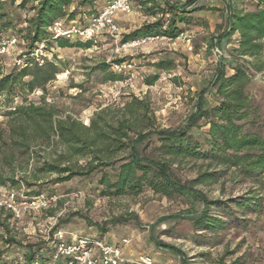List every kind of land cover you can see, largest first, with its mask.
<instances>
[{"label": "rangeland", "instance_id": "rangeland-1", "mask_svg": "<svg viewBox=\"0 0 264 264\" xmlns=\"http://www.w3.org/2000/svg\"><path fill=\"white\" fill-rule=\"evenodd\" d=\"M108 1L97 0L94 5L96 14ZM169 1L181 4L185 0ZM233 1L237 9L245 11L253 10L256 3V0ZM227 2L231 0H198L192 8L203 7V10L190 14L191 24L177 25L180 30L178 37H164L155 43L138 49H126L118 54L114 53L113 42L105 35L94 38L90 49L59 48L52 43L49 46L50 61L60 62L61 71L54 81L46 85L45 101L63 114H69L78 121L88 120L89 123L93 114L100 110H107L109 119L118 116L123 105L134 97L148 106L154 128H181L194 112L196 99L202 90L206 91L204 99L209 104L215 102L207 92L221 60L231 58L235 42L233 36L217 42L225 29ZM18 3L0 0V33L3 36L14 35L22 41L20 30L25 28V21L33 13L29 7L18 8ZM96 14H81L73 21L84 25ZM116 21L121 40L122 36L154 19L132 0V12L119 15ZM75 42L69 40L71 45ZM215 49H218L222 57L213 53ZM25 50L23 43L15 49L13 56L0 58L2 74L13 68V57ZM114 60L132 63V70L123 74L122 81L103 83L99 72L87 75L88 68L94 64L103 61L111 63ZM160 61L172 62V70H157L154 64ZM225 70L227 75L231 74L230 67ZM250 75L251 82L246 91L258 107L257 129L264 134V71L250 72ZM150 79L154 81L147 85L146 81ZM76 85H81V90L73 88ZM39 98L29 96L33 102H38ZM3 124L0 128H4ZM197 125L192 134L203 143L207 128L203 121ZM157 147L156 139L152 138L140 145L138 152L145 157L157 158ZM128 153L129 150L117 153L112 161V169H102L88 177H75L56 184L53 183L56 174H42L37 181H32L36 185L27 188L22 184L19 189L12 190L19 201L31 197L28 195L31 192H38L37 196H54L56 201L38 212L23 214L19 220H12L10 214L0 212V264L23 262L29 247H35L43 261L49 264L50 250L48 252L46 248L51 246L47 239L57 231L76 233L105 242H111V239L121 242L126 239L129 242L126 246L129 257L142 255L153 264H180L182 257L185 264H264V197L259 211L250 212L235 204V199L246 194V185H237L223 179L221 185L196 186L195 190L209 201L219 200L228 206L210 208L208 211L210 216L224 223L222 231H195L191 220L200 214L202 204L191 193L165 197L143 187L136 194H107L104 185L100 183L101 178L106 176L113 180L115 169L127 159ZM40 155L39 159L29 162L26 177L36 172L43 160L51 163L56 158ZM78 165H82V162L79 161ZM171 172L181 183L195 178L194 165L186 159L173 165ZM20 173V170L16 171L17 176ZM125 217L130 219L127 223L106 225L108 233L105 235L97 229L104 222ZM7 240H13L14 244L6 245ZM155 242L173 246L179 250L180 255L157 247Z\"/></svg>", "mask_w": 264, "mask_h": 264}, {"label": "trees", "instance_id": "trees-1", "mask_svg": "<svg viewBox=\"0 0 264 264\" xmlns=\"http://www.w3.org/2000/svg\"><path fill=\"white\" fill-rule=\"evenodd\" d=\"M10 1H18V8L29 7L33 13L25 21V28L20 30L26 54L43 42L47 49L52 43L59 48L90 49L93 46L94 40H76L73 45L69 40H52L48 28L58 20L69 22L81 14H96L94 5L97 0ZM135 1L154 21L122 36L120 43L149 36L174 39L180 34L177 25L191 24L190 14L203 10V7L192 8L198 0H185L181 4L169 0ZM234 35L237 37L231 58L221 60L207 92L215 102L209 104L204 99L206 91L202 90L194 112L185 125L176 130L154 128L148 106L134 97L123 105L118 116L109 119L107 110H100L84 126L81 121L63 114L45 101L46 85L60 73V62L46 61L42 66L23 69L13 66L6 74H2L0 64V102L5 107L15 104V110L6 113L4 128H0V188L14 190L22 184L30 188L36 185L32 181H37L42 174H56L53 181L56 184L75 177H88L102 169H112L115 155L129 150L127 159L115 169L114 179L104 176L100 180L108 195L136 194L143 187L165 197L191 193L202 204L200 214L191 220L194 230L218 232L223 230L224 223L210 216L208 211L228 204L209 201L194 187L221 185L220 181L228 179L248 187L244 196L235 199L236 207L258 212L264 197V134L257 129L258 107L246 90L251 82L250 72L264 71V0H256L254 9L249 11L237 9L232 0L227 2L226 25L217 42ZM172 65L170 61H160L154 67L169 72ZM226 67H230L231 74H226ZM95 72L102 75L103 83L123 80V74L113 72L110 63L104 61L88 68L87 75ZM153 81L150 79L146 83L151 85ZM73 88L81 90L82 86ZM37 89L43 93L38 102H33L29 96ZM199 121H203L207 128L203 143L192 134ZM152 138L158 143L157 158L145 157L138 152V147ZM40 154L56 158L51 163L43 160L41 167L26 177L29 162L39 159ZM183 159L189 160L195 171V178L186 183H181L171 172V167ZM79 161L82 165H78ZM19 170L21 175L17 176ZM37 194L31 192L28 195L35 197ZM129 220L127 217L113 219L97 229L105 235L108 233L106 225ZM12 244L13 240L6 241V245ZM155 245L180 255L173 246L159 242ZM34 248H28L24 262L43 261ZM46 249L51 251V247ZM180 264H185L184 257Z\"/></svg>", "mask_w": 264, "mask_h": 264}, {"label": "built area", "instance_id": "built-area-1", "mask_svg": "<svg viewBox=\"0 0 264 264\" xmlns=\"http://www.w3.org/2000/svg\"><path fill=\"white\" fill-rule=\"evenodd\" d=\"M132 12L131 0H109L107 4L86 24H77L74 21H55L48 28L52 40H94L99 35H105L111 39L114 45V53L118 54L126 49H138L143 46L155 43L164 37L149 36L120 43V28L117 24V16L129 15ZM23 44L14 35L3 36L0 34V58L13 56L15 49ZM214 54L222 57V54L215 49ZM51 52L46 48L45 43H39L29 51L19 53L13 57V65L20 69L34 65L42 66L50 61ZM110 68L116 74H124L132 70V63L123 61L121 63H110ZM128 80L125 81L127 83ZM31 96H42V91L37 89ZM15 104L5 107L0 102V125L6 120V113L13 112ZM87 126L88 120H81ZM54 196H35L17 200L12 190H0V212L10 214L12 220H19L25 213H35L47 208L50 203H55ZM51 246L49 264H153L152 261L142 255L127 257L122 253V247L129 244L123 239L120 245L107 244L104 241L91 237H84L76 233H65L57 231L47 239ZM15 264H47L36 259L31 262H18Z\"/></svg>", "mask_w": 264, "mask_h": 264}, {"label": "crops", "instance_id": "crops-1", "mask_svg": "<svg viewBox=\"0 0 264 264\" xmlns=\"http://www.w3.org/2000/svg\"><path fill=\"white\" fill-rule=\"evenodd\" d=\"M117 17H119V16H117ZM233 37H234V39H236L237 35H234ZM110 241L111 242H105V241L104 242L107 243V244H111V245H120V242L116 241V239H111ZM122 253L125 256L129 257V251L127 250V247L126 246L125 247H122ZM56 264H62V262H58Z\"/></svg>", "mask_w": 264, "mask_h": 264}]
</instances>
